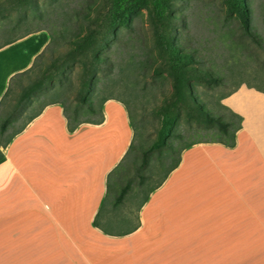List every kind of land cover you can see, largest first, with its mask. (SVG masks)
Instances as JSON below:
<instances>
[{
  "label": "crops",
  "instance_id": "obj_1",
  "mask_svg": "<svg viewBox=\"0 0 264 264\" xmlns=\"http://www.w3.org/2000/svg\"><path fill=\"white\" fill-rule=\"evenodd\" d=\"M49 42L40 29L0 46V101ZM222 103L242 117L235 146L184 149L125 235L92 221L133 138L126 106L110 98L102 122L69 131L62 105H45L0 146V264H264V90Z\"/></svg>",
  "mask_w": 264,
  "mask_h": 264
},
{
  "label": "trees",
  "instance_id": "obj_2",
  "mask_svg": "<svg viewBox=\"0 0 264 264\" xmlns=\"http://www.w3.org/2000/svg\"><path fill=\"white\" fill-rule=\"evenodd\" d=\"M105 7L102 15L78 14L74 21V30L70 33L64 31L59 33V38L64 43L58 46L63 49L62 54L58 53L56 47L50 46L52 36L49 34L48 46L35 58L33 65L11 78L0 101V146L6 147L14 135L47 104L62 105L67 128L73 131L82 122H102L104 118L102 106L106 100L116 98L121 101L129 114L133 138L122 159L107 174L105 196L92 223L106 234L125 235L137 228L140 207L147 201L150 193L177 168L184 149L201 142H218L231 148L235 146L236 132L241 128L242 117L224 105L221 100L234 92L243 82L236 84L228 93L216 96V103L227 113L215 112L201 98L197 86L214 89L224 85L225 78L212 68L204 66L194 49H187L181 44L172 0H107ZM27 8L37 16L42 14V6L38 0H7L6 3L0 0V15L6 9L17 12L14 22H10L3 15L2 21L0 18L8 33L0 46L11 43L20 36L13 33L20 22L28 20L23 14ZM142 9L148 14L157 52L154 55L146 50L140 58L128 61V65L134 64L143 77L151 72L154 81L160 86L166 82L171 86L169 94H164L163 103L156 108L159 125L155 136L146 144L136 143L138 128L128 105L108 90L114 84L111 76L116 67L111 56L112 49L120 39L123 29L132 30L134 16ZM225 11L238 20L245 36L258 46H262V38L253 24L250 0H225ZM29 32L31 30L23 34ZM46 51L49 52L50 61L45 60ZM51 68H55L54 73ZM75 71L78 84L74 88L75 101L70 103L60 97L61 89L53 90L55 85L52 81L57 78L62 87L65 81L69 82V75ZM17 87L19 91L16 93ZM50 88L52 94L48 101L28 114L19 127L9 132V128L25 115L34 100ZM14 94L16 95L13 98ZM11 98L13 100H10ZM206 134L212 137L199 138V135ZM2 158L3 153L0 150V160ZM156 171H161L160 178L154 185L144 188ZM134 178L137 179L138 188L143 192L136 209V221L130 226L115 229L111 221L127 219L121 218L117 212ZM124 179L126 184L118 188V183Z\"/></svg>",
  "mask_w": 264,
  "mask_h": 264
},
{
  "label": "rangeland",
  "instance_id": "obj_3",
  "mask_svg": "<svg viewBox=\"0 0 264 264\" xmlns=\"http://www.w3.org/2000/svg\"><path fill=\"white\" fill-rule=\"evenodd\" d=\"M6 1L1 0L2 3H6ZM38 1L42 6L41 16H37L28 8L25 9L23 14L27 16L28 20L20 22L13 35H21L27 30L32 31L40 28L52 36L50 46L56 47L58 53L62 54L63 49L58 46L64 43L59 38V33L61 31L70 33L74 30V21L78 14L102 15L106 9L107 0ZM172 2L173 13L180 31L181 44L187 49H194L197 56L202 59L204 66L212 68L225 78V84L214 89L197 86L201 98L209 104L212 110L217 113H227L216 103V96L228 93L238 83L243 82L242 84L264 90V0H250L253 24L262 38V46H258L245 36L238 20L226 13L225 0H172ZM2 15L6 16L10 22H14L17 18V12L12 9L3 11V14L0 15L1 21L3 20ZM132 26V30L123 29L120 39L112 49L111 56L116 67L111 76L114 84L108 90L128 105L132 119L138 128L136 143L146 144L155 136L159 125L156 108L163 103L164 94H169L171 86L168 82L160 86L154 81L151 72L143 77L138 73L134 64L128 65V61L140 58L146 50L151 51L154 55L157 52L146 10L142 9L134 16ZM7 34L4 23L0 22V36L4 37ZM48 51L44 53V57L45 60L50 61ZM51 71L54 73L55 68H51ZM76 72L69 75V82L65 81L62 87L57 78L52 81L55 85L53 90L61 89L60 97L67 99L70 103L75 101L74 88L78 84ZM18 91L19 88H15V92ZM51 94V88L41 93L40 97L28 107L25 115L16 121L8 131L11 132L19 127L28 114L33 113L48 101ZM211 137L209 134L199 135V138ZM160 176L161 171H156L144 188L154 185ZM124 184H126L125 179L118 183V188ZM142 195L143 192L138 188L137 179L134 178L130 183L124 202L118 207L117 212L121 218L127 219L111 221L113 228H124L136 221V209Z\"/></svg>",
  "mask_w": 264,
  "mask_h": 264
}]
</instances>
